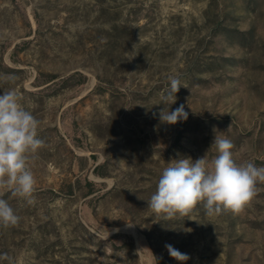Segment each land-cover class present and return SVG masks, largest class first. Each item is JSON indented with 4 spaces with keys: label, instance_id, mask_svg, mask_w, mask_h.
Wrapping results in <instances>:
<instances>
[{
    "label": "rangeland",
    "instance_id": "1",
    "mask_svg": "<svg viewBox=\"0 0 264 264\" xmlns=\"http://www.w3.org/2000/svg\"><path fill=\"white\" fill-rule=\"evenodd\" d=\"M6 90L45 143L34 203L0 190L20 218L0 264H180L166 244L185 264H264V182L236 214L157 222L147 202L171 161L214 158L216 134L264 166V0H0ZM181 104L186 121L160 122Z\"/></svg>",
    "mask_w": 264,
    "mask_h": 264
},
{
    "label": "clouds",
    "instance_id": "2",
    "mask_svg": "<svg viewBox=\"0 0 264 264\" xmlns=\"http://www.w3.org/2000/svg\"><path fill=\"white\" fill-rule=\"evenodd\" d=\"M182 84L170 78L169 89L162 96L165 104L176 102V93ZM184 87V86H183ZM163 124L175 125L188 119L183 104L169 111L163 108L158 114ZM39 121L19 102L13 90L0 94V190L11 191L13 196L34 203L35 179L28 167L29 154L44 147L38 136ZM217 155L193 161L190 157L171 161L158 179L156 189L148 202L157 222L188 217L198 206L207 215L231 211L241 212L257 195L258 182H264V166L253 162L237 164L233 158L232 141L220 135L213 144ZM19 216L8 200L0 197V226H15ZM169 255L185 264L190 257L165 245Z\"/></svg>",
    "mask_w": 264,
    "mask_h": 264
},
{
    "label": "bare ground",
    "instance_id": "3",
    "mask_svg": "<svg viewBox=\"0 0 264 264\" xmlns=\"http://www.w3.org/2000/svg\"><path fill=\"white\" fill-rule=\"evenodd\" d=\"M132 231V230H131Z\"/></svg>",
    "mask_w": 264,
    "mask_h": 264
}]
</instances>
